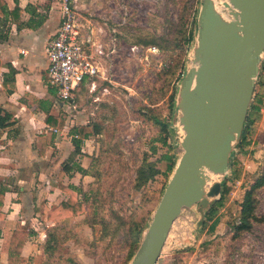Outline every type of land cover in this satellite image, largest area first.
<instances>
[{
    "label": "rangeland",
    "instance_id": "rangeland-1",
    "mask_svg": "<svg viewBox=\"0 0 264 264\" xmlns=\"http://www.w3.org/2000/svg\"><path fill=\"white\" fill-rule=\"evenodd\" d=\"M201 2L72 1L87 51L100 71L82 82L70 106L58 109L68 128L82 124L95 128V134L82 143L75 161L86 167L87 175L78 170L79 165L76 172H61L62 156L73 155L67 131L56 134L61 142L58 148L48 149L56 160L40 162L48 165L50 175L42 176V181L37 175H20L31 177V182L20 191L24 202L22 213L32 220L37 233L27 241L23 258L17 264L129 263L137 246L134 241L137 230L144 229L143 236L170 178L158 174L136 188L138 168L147 160L165 169L159 157L168 149L161 141L166 134L167 143L172 144L171 153L178 158L182 153L180 141L184 131L174 109H170L171 95L179 88L182 66L186 69L192 66L193 52L188 49L186 36L193 28V15ZM221 7L229 17L227 8ZM151 39L157 44H143ZM257 80L251 103L260 95V111L254 113L250 144L243 149L235 146L233 168L238 178L233 180L232 190L214 215L219 218L215 229L209 230L213 218L202 224L203 216L196 205L183 208L171 226L156 264H264V186L256 192L258 221L238 236L231 229L239 221L245 190L264 167V56ZM155 118L168 123V130ZM229 175L230 171L215 181L224 182ZM59 178L80 187L87 196L84 200L81 193L75 195L84 200L79 214L52 213L63 199L56 200L55 194L51 199H46L45 193L40 195L39 184L47 185L44 182L50 180L54 187ZM15 187L18 189L19 185L11 184L9 188ZM59 196L63 198L65 194ZM47 232H54L56 237L52 249L45 248L50 238ZM0 264H5L1 246Z\"/></svg>",
    "mask_w": 264,
    "mask_h": 264
},
{
    "label": "water",
    "instance_id": "water-1",
    "mask_svg": "<svg viewBox=\"0 0 264 264\" xmlns=\"http://www.w3.org/2000/svg\"><path fill=\"white\" fill-rule=\"evenodd\" d=\"M192 52L174 108L182 153L128 264H156L182 209L204 216L220 197L221 181L207 185L229 171L244 129L264 56V0H202Z\"/></svg>",
    "mask_w": 264,
    "mask_h": 264
},
{
    "label": "crops",
    "instance_id": "crops-1",
    "mask_svg": "<svg viewBox=\"0 0 264 264\" xmlns=\"http://www.w3.org/2000/svg\"><path fill=\"white\" fill-rule=\"evenodd\" d=\"M3 1L2 6L0 5V115L8 113L10 125L1 130L0 137V189H4L0 246L5 264H9L3 244L15 226L29 225L35 232L29 238L37 233L32 220H27L22 213L24 202L20 191L25 189L24 184L31 182V177L23 178L20 175H37V179L42 181V176L51 174L48 165L40 162L53 163L56 160L51 157V152L48 153L49 148L61 145L56 134L63 135L67 131L70 135L73 126H66V120L58 108L70 106L74 100L71 98L69 101H62L46 75L47 45L61 22V0H17L18 10H13L16 4L14 0ZM3 8L6 13L1 11ZM78 89L79 87L75 91ZM48 116H51L50 119H47ZM57 118L62 123L61 126L48 123V120ZM72 154L62 156V174L75 171L77 165L86 169L83 164L75 162L80 153L76 154L73 148ZM44 183L47 185L39 184L40 195L45 193V198L51 199L55 194L56 200L58 197L65 200L68 196L61 186L75 185L67 183L65 178H59L54 187L50 180ZM11 184L19 185L18 189L9 188ZM61 193L65 194L63 198L59 196ZM57 205L52 213H57ZM6 226L9 229L7 227L4 230Z\"/></svg>",
    "mask_w": 264,
    "mask_h": 264
},
{
    "label": "trees",
    "instance_id": "trees-1",
    "mask_svg": "<svg viewBox=\"0 0 264 264\" xmlns=\"http://www.w3.org/2000/svg\"><path fill=\"white\" fill-rule=\"evenodd\" d=\"M15 1V7L13 10H18V4L17 0ZM3 0H0V5L2 6ZM2 12L4 11V8L1 9ZM192 19V24L193 28H191L186 36V42L188 44V49L191 50L194 46L195 43V38L197 34V16H198V11L195 10ZM13 12V11H12ZM11 12V13H12ZM6 13V12H5ZM185 34V32H184ZM143 44L146 46L149 44L156 45L157 42L155 40H145L143 41ZM181 74L178 76V81H181L182 78L184 77L186 73V67L184 65L182 66L181 69ZM259 84V80L257 82ZM177 93L178 90H174V94L171 95V103H170V109L173 110L176 105V100H177ZM256 96V95H255ZM262 103V97L260 95H257V98L250 104L249 110H248V115L246 117V121L244 124V129L242 132V135L239 139V141L236 143V146L240 148H245L250 144V134L252 131V126L256 120V117L254 116V113H258L260 111V105ZM1 112V110H0ZM51 116H48L47 119H50ZM10 119V116L8 113H6L4 116L0 115V137L2 135L1 130L10 125V122H8ZM50 124L53 126H61L62 123H60L59 118L55 120H48ZM155 121L157 123L162 125V128L165 130H168V123L159 120L155 118ZM94 126L90 124H85L77 127H72L70 130V135L72 139V143L74 145V152L80 153L81 152V144L84 141V139L89 138L90 136L95 134L94 131ZM166 135L161 137V141L163 145H167L168 149L165 153H163L159 157V161L165 163V169L161 170V168L153 161H146L143 162V164L138 168L137 171V176H136V188H140L143 186L145 183L148 181L152 180L154 177H156L158 174L162 175H167L170 177L172 175L174 168L176 166V162L178 160V157L174 154L171 153L172 151V144L167 143ZM155 151V149L153 148ZM234 152V151H233ZM233 152L230 155V160H229V171L230 175L225 177L224 182H222V192L221 195L218 199L214 200L213 203L210 205V207L205 211V214L203 216L202 224L205 223L206 220L212 219L213 221L209 226V230L213 231L218 223L219 218H214V215L218 211V209L224 204V198L226 195L230 193L232 190V183L233 180L238 178V172L236 169L233 168V163H234V158H233ZM78 170L81 171L84 174L86 173V170L83 169L82 167H78ZM168 182V181H167ZM167 185V183H166ZM165 185V187H166ZM264 186V167L260 173V175L255 179V181L250 185L248 189L245 190L242 201L240 203V214H239V221L232 224L231 229L234 233V235L238 236L241 232L243 231H249L253 225L254 222L258 221V218L255 214V210L258 204L256 192L258 189ZM63 187L64 191L68 193V196L65 200H61L57 207L56 210L57 214H62L63 216H72V215H77L79 214L82 209H83V203L84 200L87 199V196L83 192V190L80 187L76 186H61ZM164 187V189H165ZM164 191V190H163ZM77 193H81L83 197L85 198L84 200H79L75 195ZM163 193V192H162ZM3 194H4V189H0V218L3 217V214L1 212V206L3 203ZM162 195V194H161ZM144 229L139 228L137 230V235L135 236V243L137 244L135 250L129 257V262L131 258L133 257L136 249L138 248L141 240H142V233ZM33 233H35L32 229H30L29 225L21 226L17 224L15 228L13 229L11 235L6 239V241L3 244V251L6 252L7 258H8V263L9 264H17L21 259H22V250L24 247L25 242L31 236ZM50 235V238L46 240V249H52L53 248V241L55 240V234L54 232L48 233L47 236Z\"/></svg>",
    "mask_w": 264,
    "mask_h": 264
},
{
    "label": "built area",
    "instance_id": "built-area-1",
    "mask_svg": "<svg viewBox=\"0 0 264 264\" xmlns=\"http://www.w3.org/2000/svg\"><path fill=\"white\" fill-rule=\"evenodd\" d=\"M72 1L61 0V22L47 45L46 75L62 101L70 100L85 79L96 76L100 71L87 51Z\"/></svg>",
    "mask_w": 264,
    "mask_h": 264
},
{
    "label": "bare ground",
    "instance_id": "bare-ground-1",
    "mask_svg": "<svg viewBox=\"0 0 264 264\" xmlns=\"http://www.w3.org/2000/svg\"><path fill=\"white\" fill-rule=\"evenodd\" d=\"M215 1H216L217 3H221V1H219V0H215ZM218 8H219V10L222 11V7H221V6H219ZM219 176H220V175H211V179H210L208 185L211 184V182H214ZM173 225H174V224H173Z\"/></svg>",
    "mask_w": 264,
    "mask_h": 264
}]
</instances>
